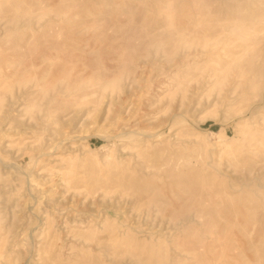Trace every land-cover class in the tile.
<instances>
[{"label": "rangeland", "instance_id": "1", "mask_svg": "<svg viewBox=\"0 0 264 264\" xmlns=\"http://www.w3.org/2000/svg\"><path fill=\"white\" fill-rule=\"evenodd\" d=\"M262 14L264 0H0V264H264ZM216 32L239 47L172 67Z\"/></svg>", "mask_w": 264, "mask_h": 264}, {"label": "bare ground", "instance_id": "2", "mask_svg": "<svg viewBox=\"0 0 264 264\" xmlns=\"http://www.w3.org/2000/svg\"><path fill=\"white\" fill-rule=\"evenodd\" d=\"M166 2V1H165ZM109 3H111V2H109ZM140 3V2H139ZM250 4L251 5H257V6H259V7H261L259 4H255L253 1H251L250 2ZM243 5V4H242ZM153 5L152 6H150V7H148V9H150V10H152L153 9ZM222 7V6H221ZM210 8V7H209ZM61 9V8H60ZM205 13V12H204ZM262 15H264V14H262ZM69 19V18H68ZM70 20V19H69ZM65 21V20H64ZM219 21L221 22V21H224V22H228V19L226 18V17H223L222 19L220 18L219 19ZM196 22L197 23H200V21H199V19H196ZM168 23L169 24H171V22L170 21H168ZM168 23H167V25H168ZM232 23V22H231ZM189 25H190V19H187L186 20V22L184 23V25L183 26H181L179 29H181V30H186V32H187V30H190V31H192V29H190V27H189ZM214 31V30H213ZM189 32V31H188ZM190 33V32H189ZM241 33V32H240ZM208 37H210V40H211V38L213 39L212 40V42H211V48L210 49H206V50H203V49H200V48H198V49H194V51L192 50V52H188V51H186V52H188L187 54H185L183 57H181L182 59H178V61H176V63L174 62V64L172 65V67H176L177 69H176V71L178 70V71H180L181 69V67L183 66L185 69L183 70V71H187L188 70V67H191V66H195L196 64H197V62L196 61H199V60H202V59H204L205 57H211V56H219V55H221V54H229V53H232L233 52V49L234 48H238L239 47V45H235L234 46V44H233V41H234V38L232 37V36H230V35H224V36H222L221 38H218V39H216V37L218 36V34H217V32L216 33H213V34H208L207 35ZM243 37V36H242ZM196 38H199V39H197V42H199V43H201V42H203V41H205V38H206V36H198V37H196ZM57 44H55L54 43V47H55V49L58 51V52H62L63 50H64V48H68V46L67 47H62L64 44H59L58 42H56ZM229 45H231V47L232 48H230V49H228V46ZM69 47H70V45H69ZM197 47V46H196ZM191 48H192V46H191ZM164 49V48H163ZM186 49V48H185ZM164 52L166 53V51L164 50ZM149 54H151V53H149ZM158 54V53H157ZM162 54V53H161ZM54 56V55H53ZM52 56V57H53ZM60 56V55H59ZM58 56V57H59ZM55 57V56H54ZM58 57H55V58H53V59H57ZM53 59H51V60H53ZM177 59V58H176ZM175 59V60H176ZM47 60V55L46 56H43L42 57V60H41V64L43 63V62H45ZM44 64V63H43ZM42 64V65H43ZM226 67H228V62H226V63H223L222 65H220V66H218V67H215V68H213V69H211L210 71H207V72H205V74H202V77H204V79L205 80H213V79H215V78H217V76L220 74V73H222V71L223 70H225L226 69ZM173 68H171V72H172V74H170V76L166 79V80H168V81H166V80H164L165 82H157L158 84L159 83H161V84H163V87H164V85H169L170 84V82L171 81H173L174 80V77H175V75H176V73H174V69L172 70ZM170 73V72H169ZM174 73V74H173ZM163 76V75H162ZM164 76H167V75H164ZM198 77H201V75L200 76H197V77H195V78H198ZM239 77V76H238ZM158 79V78H157ZM160 79V78H159ZM161 80V79H160ZM216 80V79H215ZM155 82H156V80H155ZM154 82V83H155ZM157 83H155V84H157ZM246 84V83H245ZM156 87V86H155ZM158 89V88H157ZM160 89V88H159ZM160 96V94L159 95H157V97L160 99L161 97H159ZM162 100V99H161ZM177 109V108H176ZM175 108H174V110H176ZM167 114V113H166ZM168 115H169V113H168ZM178 115V114H177ZM164 116V115H163ZM162 116V117H163ZM174 117V116H173ZM263 118V117H262ZM163 119V118H162ZM142 121V120H141ZM158 121H159V119H158ZM163 121V120H162ZM140 124V123H139ZM148 124H151V123H148ZM147 124V125H148ZM159 124V123H158ZM145 125V124H144ZM160 125H161V123H160ZM142 126V125H141ZM158 127V126H157ZM143 128H144V126H143ZM137 131V130H136ZM164 131V130H163ZM162 131V132H163ZM140 132V131H139ZM176 133V132H175ZM219 147H220V149H222V150H227L228 148H229V146H230V144L229 143H227V142H224V143H222V144H220V145H218ZM62 156V155H61ZM59 171V170H58ZM60 173V175H62L61 174V172H59ZM59 175V176H60ZM58 176V177H59ZM64 176V175H63ZM98 176V175H97ZM62 179V178H61ZM63 182V181H62ZM189 182V181H188ZM58 185H60V184H58ZM82 191V190H81ZM72 193V192H71ZM66 195H68V194H66ZM225 196V195H224ZM59 201V200H58ZM57 201V202H58ZM55 205V204H54ZM53 205V206H54ZM52 206V207H53ZM51 207V208H52ZM32 212V211H31ZM82 213V212H81ZM83 214V213H82ZM72 215H73V213H72ZM80 215V214H79ZM44 219V218H43ZM42 219V220H43ZM64 219V218H63ZM47 220V219H46ZM63 221V220H62ZM80 221V220H79ZM41 222V221H40ZM65 222V221H64ZM77 222V221H76ZM220 222V221H219ZM44 223V222H43ZM46 224V223H45ZM62 224H64V223H62ZM56 226H58V225H56ZM64 227V226H63ZM86 227H88L87 229H85V230H83L82 232H80L79 230H75L76 231V233H81V234H83V233H85V232H90L91 234H92V230L94 229V228H91L90 227V225H87ZM61 229H62V227H60ZM57 229H58V227H57ZM46 230H47V228H46ZM68 235H70V233L68 234ZM72 235V234H71ZM70 235V236H71ZM69 236V237H70ZM82 236V235H81ZM63 237V236H62ZM65 237V236H64ZM67 237V236H66ZM81 238V237H80ZM83 238H84V236H83ZM66 239V238H65ZM70 239V238H69ZM76 239V238H75ZM49 240V239H48ZM67 240V239H66ZM71 240V239H70ZM72 240H74V239H72ZM71 240V241H72ZM63 241V240H62ZM80 241H84L83 239L81 240L80 239ZM70 242V241H69ZM85 242V241H84ZM47 243V242H46ZM65 243V242H64ZM68 243V242H67ZM78 245H80L79 243H78ZM67 246V245H66ZM70 247H68V252L67 253H69V254H71L73 251H74V249H75V247L76 246H74V245H69ZM64 245L63 244H61V245H59V251H64V249L65 248H67V247H65L64 249ZM41 249H43V251L44 252H47V253H49L51 250L48 248V247H42ZM66 251V250H65ZM64 251V252H65ZM84 263H89V264H97V263H94L91 259H85L84 260Z\"/></svg>", "mask_w": 264, "mask_h": 264}]
</instances>
